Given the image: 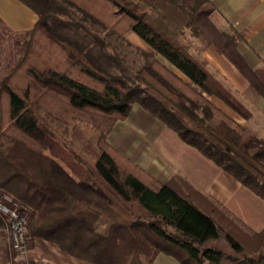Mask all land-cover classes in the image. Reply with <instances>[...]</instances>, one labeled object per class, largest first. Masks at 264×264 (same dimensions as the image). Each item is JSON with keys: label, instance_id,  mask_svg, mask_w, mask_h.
Listing matches in <instances>:
<instances>
[{"label": "trees", "instance_id": "1", "mask_svg": "<svg viewBox=\"0 0 264 264\" xmlns=\"http://www.w3.org/2000/svg\"><path fill=\"white\" fill-rule=\"evenodd\" d=\"M20 1L37 20L12 32L0 19L18 51L0 78V197L23 213L27 250L44 238L88 264H152L159 253L181 264H264V227L247 230L191 182H161L107 141L137 103L264 200V135L243 102L264 100V68L239 51L244 33L216 25L212 0ZM120 19L148 47H136L145 58L136 69L119 50L131 45ZM197 41L225 55L249 89L192 53ZM77 117L98 132L90 165L57 131ZM0 238V264H49L15 249L1 210Z\"/></svg>", "mask_w": 264, "mask_h": 264}, {"label": "crops", "instance_id": "2", "mask_svg": "<svg viewBox=\"0 0 264 264\" xmlns=\"http://www.w3.org/2000/svg\"><path fill=\"white\" fill-rule=\"evenodd\" d=\"M212 2L216 6L212 16L216 25L230 32H243L244 37L237 45L239 51L253 68H264V0ZM0 19L10 31L19 32L33 27L37 14L20 0H0ZM203 50V55L226 82L240 92L249 89L247 79L215 46L209 45ZM256 103L262 105L261 109L255 110H260L263 122L253 129H260L264 135V100ZM107 141L161 182L173 174L185 176L247 230L259 231L264 227V200L261 197L197 148L184 142L139 104H133L128 116L114 123ZM26 257L49 264H88L44 238L34 239ZM152 264L181 263L171 255L159 253Z\"/></svg>", "mask_w": 264, "mask_h": 264}, {"label": "rangeland", "instance_id": "3", "mask_svg": "<svg viewBox=\"0 0 264 264\" xmlns=\"http://www.w3.org/2000/svg\"><path fill=\"white\" fill-rule=\"evenodd\" d=\"M114 22L118 23L119 27L120 26L123 27L124 36L131 43L130 46H127L125 44V42L119 43V50L125 55L126 60L130 63V65L136 69L145 62L144 56L142 54H140V52L137 51L136 47H139V48L144 49V50H147L148 47H147L146 43L142 39H140L135 33H133L127 27L122 25L125 23L122 19L115 20ZM195 45L197 48L196 47L191 48L192 53L207 59V57L205 55H203L204 50L199 49L200 42H198V41L195 42ZM17 52L18 51H17V49H15V46H14L12 38H11V33L6 32L3 28H0V78H2L3 76H5L8 73L9 69L11 68V63H13V61L18 58ZM208 63H209V60H208ZM208 67L211 70L218 71L210 63L208 64ZM177 74H179V73H177ZM225 83L227 85H229L230 87L235 89V87L231 83L226 82V81H225ZM239 94H238V96L240 97ZM205 96L208 97L211 101H213V103L217 107L222 109L229 116H231L232 118H234L235 120H237L241 123L244 122V120L237 113H235V111L230 106H228L224 101H222L220 98H218L216 96L206 95V94H205ZM248 99H250V98H248ZM248 99H243V102L246 103L247 105H249L254 110L255 109H261V106H262L261 104L254 103V102L250 103V101ZM255 111H256L258 122L259 123L263 122L262 117H261L262 115L259 112L260 110H258V111L255 110ZM52 125L56 126V123H54V124L52 123ZM255 126H258V125L256 123L252 124V128H254ZM258 130H255L257 132V134L262 135V131L260 129H258ZM57 131L60 134L61 141L65 142L68 145L67 150H70L72 154L76 155L77 159H83V162L86 164H89V165L95 161L96 158H95L94 153L90 152L89 150H90V147L93 148L92 150L97 149V133L98 132L96 130V127L93 126L89 122V120H87V118L77 117V118H75V120H73L70 123H63L62 122V124L60 126H58ZM83 139L85 141H87V143H84L82 141ZM187 144H189V143H187ZM189 145H191V144H189ZM118 151H120V150L118 149ZM174 175L181 176L184 179H186L187 181H189V179H187L185 176H183L181 174H173L172 176H174ZM172 176L168 180H170L172 178ZM210 199L213 202H215V200H213L212 198H210ZM215 204L218 205L219 207H221L222 209L224 208L223 206L217 204L216 202H215ZM1 245H2V242H0V246Z\"/></svg>", "mask_w": 264, "mask_h": 264}, {"label": "built area", "instance_id": "4", "mask_svg": "<svg viewBox=\"0 0 264 264\" xmlns=\"http://www.w3.org/2000/svg\"><path fill=\"white\" fill-rule=\"evenodd\" d=\"M9 203V204H7ZM0 210L8 214L12 230L13 245L19 253L27 251L26 219L17 204L6 194L0 197Z\"/></svg>", "mask_w": 264, "mask_h": 264}]
</instances>
